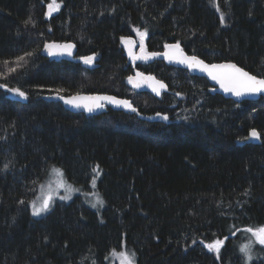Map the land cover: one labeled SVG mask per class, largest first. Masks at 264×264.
<instances>
[{
  "label": "trees",
  "instance_id": "obj_1",
  "mask_svg": "<svg viewBox=\"0 0 264 264\" xmlns=\"http://www.w3.org/2000/svg\"><path fill=\"white\" fill-rule=\"evenodd\" d=\"M50 2L0 0V264H114L122 252L136 264H264L243 231L264 226V98L235 103L162 60L130 63L122 45H141L139 29L146 52L178 44L264 78V0H57L49 16ZM50 42L75 43L83 63L42 57ZM135 69L168 92L131 90ZM54 93L112 94L136 112L76 115L43 99ZM157 114L171 123L139 118ZM253 128L262 145L247 143ZM54 168L99 193L103 211L78 195L35 219ZM217 239L218 256L205 247ZM250 240L251 261L240 252Z\"/></svg>",
  "mask_w": 264,
  "mask_h": 264
},
{
  "label": "snow or ice",
  "instance_id": "obj_2",
  "mask_svg": "<svg viewBox=\"0 0 264 264\" xmlns=\"http://www.w3.org/2000/svg\"><path fill=\"white\" fill-rule=\"evenodd\" d=\"M60 3L57 2V0H51V2L48 4V15L51 16L53 12H58L60 10ZM223 19V17H221ZM137 32L141 36V49L143 50V37L147 35L146 32L140 33L139 29H137ZM126 45H129V52L131 53V45L132 41H125ZM74 47V45H49L48 50L50 55H56L58 54L55 49L60 48L67 52L68 55H71V49ZM170 49L169 52L163 53L165 57H167L170 61L175 60L177 63L186 64L190 68H199L201 71H206L207 74L215 80L217 83L220 84V87L223 89L224 92L230 93L236 97H244L248 95H257L260 93H264V79H258L255 75H250L247 71H245L242 68L237 67L235 64H220V65H207L204 64L202 60L197 59V57L192 56L188 57L184 54L183 50L179 47V45H167ZM150 56H159L161 53L152 52L149 53ZM137 58H143V57H135ZM23 59V58H21ZM84 62L86 64H90L94 57H86L83 58ZM138 76L142 75L140 73L137 74ZM154 79V78H149ZM129 82L134 83V86L139 87V83H135L133 81L132 77H129ZM156 85L158 87L153 86V91L159 95V88L166 87L161 82L157 81ZM152 86V85H149ZM0 87H3L0 85ZM14 91L18 96L22 97L23 99H27V96L24 92L20 91L19 89L10 90ZM59 99L63 100L65 104L70 105L73 108L76 109H84L89 113H92L96 109H100L104 107V104L102 101H106L111 104H115L117 106H123L125 108H129L132 111H136L135 108L132 107L129 101L127 100H117L115 97L111 96H96V97H85V96H73L68 99H65L63 96H58ZM164 120H167V116L162 117ZM250 137L253 139H260V133L257 132L255 129H253L250 133ZM53 172L63 178L64 173L60 169H53ZM95 180L92 181L93 187H95ZM58 186L63 188L65 192L68 193V195L61 196V200H68L71 198V193L75 191V189L72 188L70 184L66 182V180L61 179L58 182ZM23 203V201H21ZM103 200H101L99 197H97L96 202L92 205V207H96L97 205L103 206ZM53 204V196L51 194L45 196L42 200V202L37 206L36 202H32V209H33V215H40L41 213L47 212L51 209V206ZM243 231L250 233L252 237L255 238V242L258 243L261 246H264V226H257L255 228L248 227L244 229ZM227 239V237H225ZM252 241L250 240L249 243L244 244L240 248V252L244 254L245 257H247V260L251 261L252 259ZM224 240L217 239L211 243H207L205 247L209 251H214L217 253V256L219 255V250L223 246ZM121 259V264H135V253H128V252H122L118 254Z\"/></svg>",
  "mask_w": 264,
  "mask_h": 264
},
{
  "label": "water",
  "instance_id": "obj_3",
  "mask_svg": "<svg viewBox=\"0 0 264 264\" xmlns=\"http://www.w3.org/2000/svg\"><path fill=\"white\" fill-rule=\"evenodd\" d=\"M125 41H131V40H125ZM125 41L123 42V46L124 49L127 53L128 59L129 60H135V61H139V62H148V61H152V60H163L168 66L177 68V69H183V70H187L189 72V74L191 76L194 77H199V78H205L208 82L209 85L212 87V92L215 94H219L221 96H223L225 99L234 101L236 103H243V102H257L259 101L261 98H264V93H260L257 95H248V96H244V97H236L230 93H226L223 91V89L220 87V84L217 83L215 80H213L206 71H201L199 68H190L188 67L186 64H182V63H177L175 60H169L167 57H165L163 55V53L169 52L170 49L168 47L165 46L164 51L161 53V55L159 56H150L147 53H145L144 51H141L138 55L135 54V47L134 44L132 42L131 45V55L129 52V45H126ZM74 45V47L71 49V55H68L66 51H64L63 49L57 48L55 49V51L58 53L56 55H50L49 54V50H48V46L49 45ZM171 45H176V44H171ZM180 47V46H179ZM182 49V47H180ZM183 50V49H182ZM184 54L188 57H192L194 55H188L184 50H183ZM41 56L47 59H52V60H57L58 62H62V61H66V62H70V63H75V64H80L83 62L82 59L77 58L78 56V48L76 46L75 43L73 42H66V43H58V42H51V43H47L42 51H41ZM133 56L135 57H143V58H137L134 59ZM197 57V56H195ZM197 59L202 60L201 58L197 57ZM203 61V60H202ZM204 62V61H203ZM204 64L207 65H220V64H235L237 67L241 68L240 66H238L236 63L234 62H221V63H206L204 62ZM243 69V68H242ZM246 71V70H245ZM248 72V71H247ZM140 73L142 75L138 76L137 74ZM249 73V72H248ZM250 75H252L251 73H249ZM133 78V81L135 83H139L140 86L136 87L134 86V83H130L129 82V78L127 79V86L130 87L131 89H133L136 93L138 94H143V93H149L152 96H154L155 98H160L164 95L165 92L168 91V85L167 83H165L164 81L158 79L155 75H151V74H147V73H143L140 70H134L133 74L130 76ZM257 77V76H256ZM149 78H154V79H149ZM258 79H264V78H260L257 77ZM159 81L161 82L163 85H165L166 87L164 88H159V95H157V93L155 91H153V86L158 87V85H156V82ZM152 85V86H149ZM85 96V97H96V96H111V97H115L117 100H127L130 102V104L132 105V107L134 108L132 101L116 96V95H112V94H107V93H79V94H74V95H68V96H64L60 93H54V94H47L43 96V99L47 102H53V103H59L63 106V108L65 110H67L68 112L72 113V114H83L86 116H99L102 115L104 113H106L108 110H112L115 112H126V113H134L135 111H132L129 108H125L123 106H117L115 104H111L108 103L106 101H102V103L104 104L103 108L100 109H96L95 111H93L92 113L87 112L84 109H76L71 107L68 104H65L63 100L59 99L58 96H63L65 97V99H68L70 97L73 96ZM164 115L161 114H157V115H151V116H146V115H139V118L147 123H163V124H170L171 121L168 117L167 120H164L162 117ZM253 130V129H252ZM249 132V137L247 140L248 144H252V145H262V136L261 133L255 129L257 132L260 133V139H253L250 137V133Z\"/></svg>",
  "mask_w": 264,
  "mask_h": 264
},
{
  "label": "rangeland",
  "instance_id": "obj_4",
  "mask_svg": "<svg viewBox=\"0 0 264 264\" xmlns=\"http://www.w3.org/2000/svg\"><path fill=\"white\" fill-rule=\"evenodd\" d=\"M135 43H136V46H140L141 47L140 44H138L137 42H135ZM13 95H14V98L23 99L22 97L18 96L16 93H13ZM56 169H58V168H56ZM60 170H62V169H60ZM62 171L64 173V177L63 178L57 176L52 171V173L49 176V179L47 180V182L41 187V189H40V191L38 193V196H37V198H36V200L34 202H36L37 206H39V204L42 202L43 198L45 196L51 194L53 196V204H52L51 209L49 211L41 213L38 216L37 215H33V209H32V206H31L32 215H33V217L35 219H39V218H42V217L46 216L48 213H50L54 209V207L58 203H70V202H72L76 198V196H78V195L86 196L89 199L88 202L91 205V207L96 202L97 197H99L104 202V198L99 193H91L89 191V189H85V190L79 189L77 187V185H75V184L71 183L70 181H68L67 178L65 177L64 170H62ZM61 179L66 180V182L68 184H70L73 189H75V191H73L71 193V198L68 199V200H61L60 199L61 196L68 195V193L65 192L63 188L58 186V182ZM96 183H98V180L96 181ZM104 207H105V202L103 203V206L97 205L96 207H92V208H94L95 210L101 212V211H103ZM112 259H113L111 261L112 263L121 264V259H120L118 254L113 256Z\"/></svg>",
  "mask_w": 264,
  "mask_h": 264
},
{
  "label": "bare ground",
  "instance_id": "obj_5",
  "mask_svg": "<svg viewBox=\"0 0 264 264\" xmlns=\"http://www.w3.org/2000/svg\"><path fill=\"white\" fill-rule=\"evenodd\" d=\"M125 40H131V39H125ZM125 40H123V42H124ZM131 41H132V40H131ZM123 42H122V45H123ZM132 42H133V41H132ZM50 43H51V42H50ZM65 43H66V42H65ZM46 44H47V43H46ZM46 44H45V45H46ZM133 44H134V43H133ZM45 45H44V46H45ZM170 45H171V44H170ZM176 45H177V44H176ZM44 46H43V47H44ZM166 46H167V45H166ZM134 47H135V46H134ZM123 48H124V46H123ZM164 48H165V47H164ZM42 49H43V48H42ZM41 51H42V50H41ZM124 51H125V49H124ZM141 51H143V50H141ZM141 51H138V52L136 53V50H135V54L138 55ZM163 51H164V50H163ZM163 51H162V52H163ZM144 52H145V51H144ZM162 52H158V53H162ZM145 53L149 54L148 52H145ZM125 54H126V56H127L126 51H125ZM77 58H78V57H77ZM127 58H128V56H127ZM46 59H47V58H46ZM79 59H80V58H79ZM51 60H52V59H51ZM128 60H129V59H128ZM157 60H159V59H157ZM56 61H57V60H56ZM129 61H135V60H129ZM152 61H154V60H152ZM162 61H163V60H162ZM135 62H139V61H135ZM148 62H150V61H148ZM82 63H83V62H82ZM141 63H145V62H141ZM164 63H165V62H164ZM74 64H75V63H74ZM80 64H81V63H80ZM165 64H166V63H165ZM166 65H167V64H166ZM167 66H168V65H167ZM169 67H171V66H169ZM173 68H174V67H173ZM176 69H177V68H176ZM182 70H183V69H182ZM185 71H187V70H185ZM187 72H188V71H187ZM188 74H189V72H188ZM151 75H152V74H151ZM189 75H190V74H189ZM130 76H131V75H130ZM130 76H129V77H130ZM190 76H191V75H190ZM129 77H128V78H129ZM193 77H194V76H193ZM128 78H127V79H128ZM198 78H199V77H198ZM203 79H205V78H203ZM205 80H206V79H205ZM126 81H127V80H126ZM206 81H207V80H206ZM207 82H208V81H207ZM208 83H209V82H208ZM126 84H127V82H126ZM129 88H130V87H129ZM130 89H131V88H130ZM131 90H133V89H131ZM133 91H134V90H133ZM134 92H135V91H134ZM167 92H168V91H167ZM167 92H165V93H167ZM165 93H164V94H165ZM212 93H213V92H212ZM147 94H149V93H147ZM214 94H215V93H214ZM150 95H151V94H150ZM218 95H219V94H218ZM151 96H152V95H151ZM153 97H154V96H153ZM160 98H161V97H160ZM125 99H126V98H125ZM158 99H159V98H158ZM128 100H130V99H128ZM130 101H131V100H130ZM233 102H234V101H233ZM235 103H236V102H235ZM238 104H239V103H238ZM134 108H135V107H134ZM135 112H136V111H135ZM135 112H134V113H135ZM76 115H78V114H76ZM81 115H83V114H81ZM85 116H86V115H85ZM164 116H167V115H164ZM87 117H94V116H87ZM167 117H169V116H167ZM169 119H170V117H169ZM253 129H255V128H253ZM251 130H252V129H251ZM248 137H249V136H248ZM247 140H248V139H247Z\"/></svg>",
  "mask_w": 264,
  "mask_h": 264
},
{
  "label": "flooded vegetation",
  "instance_id": "obj_6",
  "mask_svg": "<svg viewBox=\"0 0 264 264\" xmlns=\"http://www.w3.org/2000/svg\"><path fill=\"white\" fill-rule=\"evenodd\" d=\"M133 41V40H132ZM133 43H134V41H133ZM134 46H135V50H136V53L138 52V51H141L142 49H141V47H139V46H136V43H134ZM143 51H145L146 52V50L145 49H143ZM149 53V52H148ZM155 61V60H154ZM151 62V61H150ZM130 63H141V62H135V61H130ZM145 63H147V62H145ZM135 70H139V69H135ZM141 71V70H140ZM134 72V71H133ZM142 72V71H141ZM144 73V72H143ZM132 75V74H131ZM211 90H212V88H211ZM158 99V98H157ZM133 104V103H132ZM109 111V110H108ZM107 111V112H108Z\"/></svg>",
  "mask_w": 264,
  "mask_h": 264
}]
</instances>
